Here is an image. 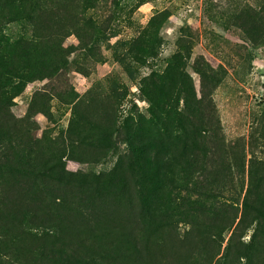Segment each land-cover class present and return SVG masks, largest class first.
I'll list each match as a JSON object with an SVG mask.
<instances>
[{
  "label": "rangeland",
  "instance_id": "1",
  "mask_svg": "<svg viewBox=\"0 0 264 264\" xmlns=\"http://www.w3.org/2000/svg\"><path fill=\"white\" fill-rule=\"evenodd\" d=\"M146 157L179 180L150 211ZM18 165L50 169L56 216L136 222L138 251L59 246L4 209L0 264H264V221L236 229L264 204V0H0V185Z\"/></svg>",
  "mask_w": 264,
  "mask_h": 264
},
{
  "label": "trees",
  "instance_id": "2",
  "mask_svg": "<svg viewBox=\"0 0 264 264\" xmlns=\"http://www.w3.org/2000/svg\"><path fill=\"white\" fill-rule=\"evenodd\" d=\"M204 126L205 129H201V133L207 131L211 134L212 139L209 141L212 140L213 147L216 149L220 143L218 139L219 124H204ZM195 132L198 131L195 130ZM14 169L16 177L14 184L9 187L0 185L1 213L5 209L8 211L7 215L14 213L21 219L27 217L28 223L42 228L46 238H53V243H57L59 246L71 249L98 248L111 253L123 248L125 243H130L138 251V236L135 233L137 230L136 222L128 221L116 224V222L111 221L107 226L102 225L100 219L104 212L103 207L87 204L82 205L80 210L78 209V218H69L65 215L56 216L53 214L51 204L48 201L56 192V189L47 183L55 178L50 169L41 167L37 171L19 165ZM167 175V171L161 163L152 160L150 157L138 159V194L140 200L138 206L142 208V211L151 210L153 195L163 192L162 188L167 182L172 185L179 184L178 178L174 176L168 179ZM178 199L181 200L182 198L178 197ZM174 200L177 199L174 198ZM169 201L171 202L170 199H168ZM206 209H211V207H206ZM41 215L43 216L41 217ZM222 221L224 222V219ZM263 221L264 204L254 205L244 202L236 229L244 232L254 225L251 235L254 239L261 231ZM160 263L164 264V262Z\"/></svg>",
  "mask_w": 264,
  "mask_h": 264
}]
</instances>
